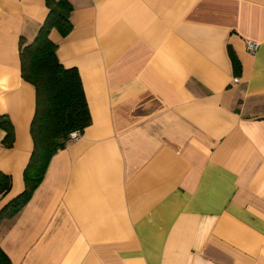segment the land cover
Masks as SVG:
<instances>
[{
	"label": "crops",
	"instance_id": "obj_1",
	"mask_svg": "<svg viewBox=\"0 0 264 264\" xmlns=\"http://www.w3.org/2000/svg\"><path fill=\"white\" fill-rule=\"evenodd\" d=\"M69 1L73 28L51 38L91 123L0 224L12 264H264V0ZM47 11L0 0V115L14 130L5 147L0 128V208L33 148L19 40Z\"/></svg>",
	"mask_w": 264,
	"mask_h": 264
},
{
	"label": "trees",
	"instance_id": "obj_2",
	"mask_svg": "<svg viewBox=\"0 0 264 264\" xmlns=\"http://www.w3.org/2000/svg\"><path fill=\"white\" fill-rule=\"evenodd\" d=\"M48 8L45 19L31 42L19 40L20 71L22 78L35 89L36 104L30 133L33 148L23 170V190L0 208V224L13 217L31 199L42 182L52 156L63 149L70 133L83 130L91 123V116L78 70L64 67L57 56V43L51 33L65 37L73 28V10L69 0H44ZM234 75L240 73V62L230 52ZM4 131L2 144L11 147L14 130L7 116L0 115ZM10 175L0 171V196L11 188ZM0 264H12L0 247Z\"/></svg>",
	"mask_w": 264,
	"mask_h": 264
},
{
	"label": "built area",
	"instance_id": "obj_3",
	"mask_svg": "<svg viewBox=\"0 0 264 264\" xmlns=\"http://www.w3.org/2000/svg\"><path fill=\"white\" fill-rule=\"evenodd\" d=\"M258 43L252 40H247L245 43V47L247 49L248 52H250L251 54H255L257 49H258ZM81 133H79L78 131H73L70 133V138L73 140L77 137L80 136Z\"/></svg>",
	"mask_w": 264,
	"mask_h": 264
}]
</instances>
